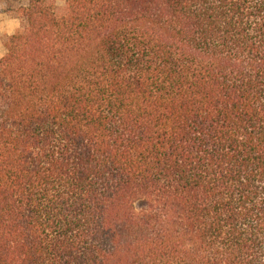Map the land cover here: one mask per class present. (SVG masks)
<instances>
[{"label":"trees","instance_id":"trees-1","mask_svg":"<svg viewBox=\"0 0 264 264\" xmlns=\"http://www.w3.org/2000/svg\"><path fill=\"white\" fill-rule=\"evenodd\" d=\"M19 13L0 264H264V0Z\"/></svg>","mask_w":264,"mask_h":264},{"label":"rangeland","instance_id":"rangeland-1","mask_svg":"<svg viewBox=\"0 0 264 264\" xmlns=\"http://www.w3.org/2000/svg\"><path fill=\"white\" fill-rule=\"evenodd\" d=\"M55 6L58 16L65 14L66 12V0H51ZM30 0H0V19L3 18L4 13L8 14L7 18L16 19L21 30L25 25V18L20 15L19 9L22 6H27ZM8 19V20H10ZM9 37L4 35L0 30V59L6 53V42Z\"/></svg>","mask_w":264,"mask_h":264},{"label":"crops","instance_id":"crops-1","mask_svg":"<svg viewBox=\"0 0 264 264\" xmlns=\"http://www.w3.org/2000/svg\"><path fill=\"white\" fill-rule=\"evenodd\" d=\"M26 6V5H25ZM8 14L4 13L3 18L0 19V30L7 37H10L21 31L16 19L7 18ZM10 19V20H8Z\"/></svg>","mask_w":264,"mask_h":264}]
</instances>
